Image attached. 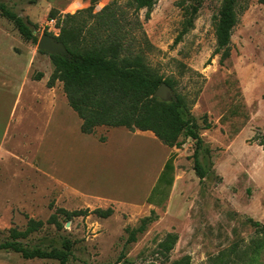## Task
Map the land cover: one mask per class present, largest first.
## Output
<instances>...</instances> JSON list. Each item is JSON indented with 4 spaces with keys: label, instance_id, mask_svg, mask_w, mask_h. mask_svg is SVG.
Listing matches in <instances>:
<instances>
[{
    "label": "rangeland",
    "instance_id": "obj_1",
    "mask_svg": "<svg viewBox=\"0 0 264 264\" xmlns=\"http://www.w3.org/2000/svg\"><path fill=\"white\" fill-rule=\"evenodd\" d=\"M126 2L100 0L92 14L111 4L126 10L140 25L130 37L132 50L140 49L193 102L204 179L193 170L191 139L168 148L151 132L102 126L81 133L62 84L47 87L49 54L23 40L0 12V243L10 229L22 231L29 219L46 223L55 214L60 229L46 224L21 243L50 251L68 240V264H264V0H236L230 56L222 63L213 52L224 0H157L149 19ZM0 4L30 24L37 42L59 34L51 11L65 16L90 7L89 0ZM83 17L87 28L94 26L89 14ZM96 208L113 214L66 222L57 213ZM144 218L152 222L139 233ZM0 264L59 262L1 250Z\"/></svg>",
    "mask_w": 264,
    "mask_h": 264
},
{
    "label": "trees",
    "instance_id": "obj_2",
    "mask_svg": "<svg viewBox=\"0 0 264 264\" xmlns=\"http://www.w3.org/2000/svg\"><path fill=\"white\" fill-rule=\"evenodd\" d=\"M100 0H89L90 7L73 15L60 16L51 11L49 20H56L59 34L54 39L61 42L68 56L48 55L53 71L48 79L47 87L55 83L62 84L63 93L69 107L81 120L80 131L89 135L97 127L125 128L130 132H151L156 139L168 148H180L183 139H191L196 147L193 153L196 176L202 180L206 172L197 157L201 143L199 128L190 115L187 97L176 91V82L171 78H163L146 62V57L140 49L132 50V32L140 29V25L128 20L126 10L115 8L114 5L104 7L97 14H92L94 6ZM157 0H127L126 8L132 9L137 15L146 10L149 19L151 9ZM194 7L191 16L197 13ZM0 12L9 20L23 40L37 43V37L28 22L19 15L0 4ZM89 14L94 19V26L87 28L83 14ZM187 21V28L192 27V19ZM137 19V18H136ZM137 21V20H136ZM237 23L236 0H224L215 23L216 48L213 55H220L222 63L230 56L231 31ZM184 29L182 33H185ZM51 36V34H46ZM52 37V36H51ZM42 75L35 76L40 80ZM161 84L168 86L174 95L171 102H163L154 97ZM206 125L204 129H209ZM172 163L169 160L164 171L169 172ZM66 222L74 218H86L94 215L100 219L109 218L113 214L111 208L94 210L83 209L67 211L57 210ZM153 214V212H152ZM152 222L144 218L136 230L142 233L146 224ZM61 226L55 214L46 223L29 219L24 230L10 229L6 241L0 243L1 250H10L23 259L56 260L59 264H68L72 253V243L63 240L61 249L45 251L40 248H25L21 240L40 231L45 225ZM257 225V224H255ZM131 242H135L134 231L130 233Z\"/></svg>",
    "mask_w": 264,
    "mask_h": 264
},
{
    "label": "water",
    "instance_id": "obj_3",
    "mask_svg": "<svg viewBox=\"0 0 264 264\" xmlns=\"http://www.w3.org/2000/svg\"><path fill=\"white\" fill-rule=\"evenodd\" d=\"M37 50L45 52L49 55H60L63 57L68 56L67 50L65 49L64 45L46 34L41 35V37L39 38L37 42ZM167 94L173 95V92L168 86H166L165 84H161L154 93V97L164 99Z\"/></svg>",
    "mask_w": 264,
    "mask_h": 264
}]
</instances>
